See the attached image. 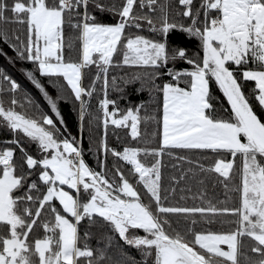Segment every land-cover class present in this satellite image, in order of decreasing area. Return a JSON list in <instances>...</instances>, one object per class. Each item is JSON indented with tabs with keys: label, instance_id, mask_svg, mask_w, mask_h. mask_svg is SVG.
<instances>
[{
	"label": "snow or ice",
	"instance_id": "snow-or-ice-1",
	"mask_svg": "<svg viewBox=\"0 0 264 264\" xmlns=\"http://www.w3.org/2000/svg\"><path fill=\"white\" fill-rule=\"evenodd\" d=\"M136 3L137 0H122L120 5L115 0H13L9 4L8 0H0V24L27 25V42L20 41L19 36H16L19 45H12L18 57L36 64L42 76L62 77L66 81L75 100L79 102L80 121L91 115L83 96L93 95L95 84L103 73L105 92L104 98L99 101V108L103 112L105 128L109 122L119 127L128 126L131 121V136L133 139L139 137L138 113L143 105H137L135 109L128 108L122 118L115 119L113 117L118 112L116 101L107 98L109 66L114 56L120 53L123 65L151 69L136 73L129 79L121 77L125 84L141 81V88L137 92L150 84L149 91L162 94V138L159 149L149 151L124 147L123 151H117L109 149L106 142H101L105 154L111 152L132 166L133 176L138 175L136 185H142L149 197V203L145 204L136 185L130 183L119 168L116 169V175L120 182L117 183L115 178L110 182L105 178L106 165L103 161L98 165L101 171L96 172L83 160L82 150L75 146L78 143L75 139L59 140L62 133L51 116L44 114L32 117L17 112L15 106L18 101L14 94L19 85L0 71V85L3 81H10L8 89L0 86V95L5 91L13 93L7 108L4 100L0 99V125L6 126L14 134L12 140L3 143L15 144L20 149L23 163L29 170L42 166L39 180L46 186V192L40 194L36 181H33L23 195L16 196L15 191L24 186L32 172L23 174L22 164V174L16 175L14 149H0V225L8 226L9 232L8 236L0 235V264H36L33 257L38 258V264H78L79 258H85L87 264L112 261L113 258L103 249L94 251L87 244L83 249L78 246L80 235L77 225L85 218L90 224H97L93 214L102 218L103 224L118 234L126 245L141 253L142 261L138 262L121 250L113 264H149L150 258H153L152 264H240L239 238L242 236L251 237L257 242L252 252L260 256L258 260L245 257V264H264V122L254 112L236 73L228 67L230 62L237 68L249 63L254 66L245 68L242 78L255 82V100L264 109V0H201L194 11V0H179L186 8L180 15L191 20L187 26L169 22L167 0L159 6L161 15L158 23L148 14L134 13ZM138 3L140 9L147 5L150 12H155L154 6L158 0H138ZM89 4L100 13L108 12L119 19L115 23L97 22L96 16L88 11ZM81 6L84 9L82 16L79 11ZM213 10L216 15L210 18ZM201 12L203 21L199 18ZM141 21L147 23L149 31L159 39L125 34L127 28H142ZM65 24L79 33L80 63L65 62L63 58ZM173 30L197 38L202 58L199 54L189 57L183 47L173 45L169 48L168 38ZM0 39L8 43L11 38L6 32L0 31ZM71 46L69 42L68 47ZM177 60L186 62L191 68H168L164 73L159 71L170 61ZM92 64L97 66L98 72L92 86L85 89L81 85V69ZM26 75L44 94L51 112L66 130L57 101L53 100L32 72ZM163 75L171 79L162 85L156 84V80ZM211 80L218 85L230 106L228 119L215 115L216 110L211 103ZM111 83L117 87V77H112ZM61 98L58 96L57 100ZM109 105L113 108L111 112L108 110ZM19 133L37 143L41 154H44L43 159L37 160L27 153L18 138ZM172 149L230 153L232 161L216 159L214 167H198L202 171H214L229 182L239 176L240 185L233 190L241 194L240 206L234 209L217 208L211 203L207 207L192 208L164 206L166 197L161 196V161L157 159L149 167L138 156L141 153L145 156H162L165 150L171 155ZM238 155L242 158L239 172L235 171L234 163ZM64 185L77 190V195L74 197L65 191ZM81 187L87 196L85 202H81ZM33 190L38 195L33 196ZM54 200L59 201L63 213L70 215L75 222L61 214L52 203ZM28 202L32 205L38 203L39 206L19 208L20 204ZM45 208L54 216V221H44V237L30 243L28 237ZM169 213H199L202 217L209 214L234 215L238 217L235 223L239 227L236 231L222 234H204L188 229L185 235H181L166 218ZM138 229L143 230V236L134 234V230ZM189 234L191 240L185 238ZM84 235L87 238L89 234L86 232ZM110 244L111 237L105 247ZM222 245H226L227 250Z\"/></svg>",
	"mask_w": 264,
	"mask_h": 264
},
{
	"label": "trees",
	"instance_id": "trees-1",
	"mask_svg": "<svg viewBox=\"0 0 264 264\" xmlns=\"http://www.w3.org/2000/svg\"><path fill=\"white\" fill-rule=\"evenodd\" d=\"M111 2V0H109ZM201 0H194L193 11L196 7H199ZM9 4L13 3V0H8ZM117 5L122 3V0H115ZM165 0H158V4L154 7L155 12H150L147 5L143 9L139 8V3L134 5V13L136 14H148L152 16L153 20L159 22L160 5L164 4ZM185 6L179 3V0H167V12L168 20L170 23L183 24L187 26L191 24V20L187 17L180 15L185 11ZM81 16L83 13V6L79 9ZM90 14L96 16L97 22L103 23H115L119 17H113L111 13L105 12L100 13L95 10L91 4L88 6ZM11 16V13H8ZM216 15L213 10L210 18ZM200 20L203 21V12L200 13ZM143 27L136 29L134 27L127 28L125 31L126 35H142L146 38L159 39L156 34L149 31L147 23L141 21ZM64 28V48L63 58L65 62H81V42L77 39L78 31L70 28L67 24ZM0 31L6 32L11 38L8 43L0 39V71L10 78V81H15L19 88L14 94L17 98V105L15 110L17 112L26 113L32 117H39L47 114L53 118L56 126L60 128L62 135L58 137L59 140L67 138L68 140L75 139L79 144V148L82 150V158L89 168L94 169L96 172H100L101 169L98 166L101 161L106 165V179H111V175H116V169L119 168L120 172L129 180L130 183L136 185V179L132 174V166L126 161L121 160L119 157H115L111 152L105 154L101 142L107 143L109 149H116L122 151L124 147L148 149L160 148V141L162 135V94L155 91H149L151 85H146L144 90L137 92L138 88H141V81H134L132 83L125 84L121 77L124 79L131 78L136 73L143 71H150L151 69H142L139 67H129L122 64V53L117 54L113 58L112 65L109 66L107 73L108 86H107V98L116 101V109L118 110L117 115L113 118L119 119L128 108H133L137 105H143L139 110L140 121L138 124L139 137L133 139L131 136L130 121L128 126H116L109 122L107 128L103 124V112L99 108V101L104 98L105 85H104V74H100V79L95 84V91L91 97L84 95L83 99L88 103V112L91 115L86 116L85 120H79V102L75 100L74 94L71 93L70 88L67 86L66 81L62 77H49L42 76L37 70V65L27 59H20L17 52L14 50L12 45H19L20 41L27 42V25L19 23H7L0 24ZM19 36L20 41L15 39ZM71 42V48L68 47ZM168 45L171 48L173 45L177 47H183L187 50L189 57L202 58V50L200 47V41L195 37H187L186 34L173 30L168 38ZM94 57L97 54H93ZM120 66L117 67L116 65ZM228 67L233 70L238 78V82L241 83L242 91L249 98V102L253 107L254 112L258 115L262 122H264V109H262L258 102L255 100V88L254 81H244L242 78V71L245 68H253L254 66L249 63L246 66L237 68L234 63H229ZM168 68L175 70L190 69L191 66L182 60L175 62L170 61L165 68L159 69L160 72L164 73ZM32 72L34 77L43 85L45 90L57 101V108L63 117L66 130L60 125L59 120L51 112L50 105L44 97V94L40 92L27 78L26 73ZM98 68L95 64L87 65L81 69L82 80L81 85L88 89L92 86L93 80L96 78ZM112 77H117V87L112 86ZM171 77L163 75L156 80V84L162 85L165 81L170 80ZM10 81H3L2 86L4 89L10 87ZM181 86H184L181 84ZM210 93L212 96L211 103L215 108V115L220 118L228 119L230 116V106L227 104L226 98L223 96L218 85L214 80L210 81ZM13 93L5 91L0 95V99H3L7 108L9 101L12 98ZM62 97L57 100V97ZM31 101V104L29 103ZM224 109H228L227 112ZM110 112L113 111L111 105H109ZM96 117V119H93ZM92 121L89 124V121ZM14 134L10 132L6 126L0 125V149L12 148L14 149L13 164L15 165V174L21 175V165L23 164V174H27L29 171L32 174L26 180L24 186L15 191L16 196H21L27 191V186L33 181H36L40 194L46 192V186L39 180V174L43 170L42 166H36L34 169L29 170L26 163H23L22 154L20 149L15 144H5L3 141L12 140ZM18 138L21 141L23 147L27 150L29 155H32L37 160L44 158V154H41L38 149L37 143L30 141L29 138L25 137L23 133H19ZM76 146V145H75ZM179 157H185V159H179ZM146 166H151L157 159L161 161V196L164 199L163 203L166 207H207L209 203L215 205L217 208H229L234 209L240 206V192L234 191L233 189L240 185L239 176L234 177L232 181H225L223 177H220L218 173L214 171H202L198 165H203L205 169L214 167L216 159H225L226 161H232L233 157L228 152L213 153L210 150H184V149H172L171 155L168 154V150H165L162 156L143 155L141 153L138 156ZM235 171L239 172L242 167V158L238 155L235 158ZM1 169V168H0ZM50 171V169L48 170ZM117 182L119 183V176L116 175ZM227 184V188L225 187ZM68 190L73 196L77 195L76 190L68 188L67 185L62 186ZM137 190L141 196L142 201L145 204L149 203V197L146 194V190L143 189L142 185H136ZM81 202H85L87 199L86 194L80 191ZM33 196L38 193L33 190L31 193ZM55 207L66 215L70 220L74 219L63 213L62 206L59 201L54 200L52 202ZM38 207L32 205L30 202L27 204H20L19 208L23 207ZM153 211H155V205H152ZM94 219L98 221L97 224H90L87 218L83 219L78 225V232L80 240L78 246L84 248L87 244L92 250L103 249L106 251L108 256L113 258L112 261L105 260L104 264H113V262L119 258V253L122 250L128 255L133 257L136 261H142V256L139 250L134 247L128 246L121 240L118 234H114L110 227L103 224L102 218L93 214ZM166 218L172 225V228L181 235H185L188 229H192L193 232H199L207 234L208 232L213 233H229L236 231L239 225L235 223L238 220L237 216L234 215H216L211 214L202 217L199 213L192 215L169 213ZM46 220H53L54 216L45 208L39 218L37 224L34 226L30 233L28 240L30 243L34 242L35 239L43 238L45 235L42 223ZM193 220L196 221L193 224ZM211 220V222H209ZM166 230L170 231L166 228ZM89 235L85 238V233ZM139 235H144L142 229L134 231ZM175 234V233H171ZM0 235L8 236V226L0 225ZM111 237V244L106 248L108 244V238ZM186 239L191 240L192 236L186 235ZM240 239L239 257L240 264H245V257L252 260L260 259V256L252 252V248L257 244L251 237L242 236ZM198 248V246H197ZM36 264H38V258L33 257ZM78 264H87L85 258H79ZM149 264H152V258L149 259ZM230 264V262H228Z\"/></svg>",
	"mask_w": 264,
	"mask_h": 264
},
{
	"label": "rangeland",
	"instance_id": "rangeland-1",
	"mask_svg": "<svg viewBox=\"0 0 264 264\" xmlns=\"http://www.w3.org/2000/svg\"><path fill=\"white\" fill-rule=\"evenodd\" d=\"M83 14V13H82ZM120 118H122V116L120 117ZM119 118V119H120ZM116 119V118H115ZM130 125H131V121H130ZM161 138H162V135H161ZM242 142H243V139H242ZM76 146H79V144L78 145H76ZM61 150H62V148H61ZM123 151V150H122ZM49 152H51V150H49ZM50 172V171H49ZM107 172H106V169H105V174H106ZM113 178H115V180H117V178H116V175L114 174V175H111V179H109V181L111 182L112 180H113ZM118 183V182H117ZM65 191H68V190H66V189H64ZM75 190V189H74ZM80 191H82V193H83V189H82V187H81V190ZM69 192V191H68ZM70 193V192H69ZM76 193H77V190H76ZM71 194V193H70ZM81 194V193H80ZM72 195V194H71ZM76 196V195H75ZM74 196V197H75ZM86 201V200H85ZM134 231H136V230H134ZM134 234H136V235H139V234H137V233H135L134 232ZM142 236V235H141ZM222 247L225 249V250H227V246L226 245H222ZM153 259V258H152Z\"/></svg>",
	"mask_w": 264,
	"mask_h": 264
},
{
	"label": "crops",
	"instance_id": "crops-1",
	"mask_svg": "<svg viewBox=\"0 0 264 264\" xmlns=\"http://www.w3.org/2000/svg\"><path fill=\"white\" fill-rule=\"evenodd\" d=\"M0 168L2 169V165H0ZM73 222H75V221H73Z\"/></svg>",
	"mask_w": 264,
	"mask_h": 264
},
{
	"label": "built area",
	"instance_id": "built-area-1",
	"mask_svg": "<svg viewBox=\"0 0 264 264\" xmlns=\"http://www.w3.org/2000/svg\"><path fill=\"white\" fill-rule=\"evenodd\" d=\"M84 10V9H83Z\"/></svg>",
	"mask_w": 264,
	"mask_h": 264
}]
</instances>
